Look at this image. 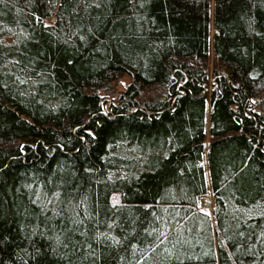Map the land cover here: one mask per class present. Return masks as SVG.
<instances>
[{
  "label": "trees",
  "instance_id": "1",
  "mask_svg": "<svg viewBox=\"0 0 264 264\" xmlns=\"http://www.w3.org/2000/svg\"><path fill=\"white\" fill-rule=\"evenodd\" d=\"M0 264H264V0H0Z\"/></svg>",
  "mask_w": 264,
  "mask_h": 264
},
{
  "label": "rangeland",
  "instance_id": "2",
  "mask_svg": "<svg viewBox=\"0 0 264 264\" xmlns=\"http://www.w3.org/2000/svg\"><path fill=\"white\" fill-rule=\"evenodd\" d=\"M213 58V56H212ZM131 79L128 76L121 77L118 81L112 84V90L110 92H101L100 94L103 97L105 106L107 107L109 104L113 102H117L118 97L123 93L126 87L130 84ZM154 95V92H146L144 94L145 98H150ZM214 207V200L212 196L204 197L200 200V208L211 212Z\"/></svg>",
  "mask_w": 264,
  "mask_h": 264
}]
</instances>
